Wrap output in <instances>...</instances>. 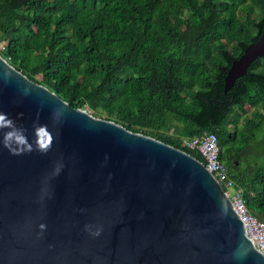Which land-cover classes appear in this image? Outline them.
Returning <instances> with one entry per match:
<instances>
[{"label": "water", "instance_id": "obj_1", "mask_svg": "<svg viewBox=\"0 0 264 264\" xmlns=\"http://www.w3.org/2000/svg\"><path fill=\"white\" fill-rule=\"evenodd\" d=\"M263 55L264 21L223 91ZM0 111L30 142L34 121L53 135L46 154L0 146V264H264L200 159L70 106L1 55Z\"/></svg>", "mask_w": 264, "mask_h": 264}, {"label": "trees", "instance_id": "obj_2", "mask_svg": "<svg viewBox=\"0 0 264 264\" xmlns=\"http://www.w3.org/2000/svg\"><path fill=\"white\" fill-rule=\"evenodd\" d=\"M263 21L264 0H0V55L70 106L119 113L126 129L200 160L179 137L213 133L264 220V55L223 91ZM245 105L260 110L234 138L225 123Z\"/></svg>", "mask_w": 264, "mask_h": 264}, {"label": "built area", "instance_id": "obj_3", "mask_svg": "<svg viewBox=\"0 0 264 264\" xmlns=\"http://www.w3.org/2000/svg\"><path fill=\"white\" fill-rule=\"evenodd\" d=\"M181 146L196 151L205 168L213 175L229 198L232 208L238 215L243 225V230L253 246L264 255V220L252 215L246 205L243 196V188L237 186L233 173L219 158L220 147L216 136L211 132L203 131L196 136H181Z\"/></svg>", "mask_w": 264, "mask_h": 264}, {"label": "clouds", "instance_id": "obj_4", "mask_svg": "<svg viewBox=\"0 0 264 264\" xmlns=\"http://www.w3.org/2000/svg\"><path fill=\"white\" fill-rule=\"evenodd\" d=\"M29 89H24V95L29 94ZM62 111H54V119L59 120ZM7 131H4V130ZM32 135L34 139L30 142L27 136V129L18 125L7 113L0 111V146L7 149L11 155H23L38 150L46 154L51 150L53 135L45 124L34 121L32 124ZM62 165H57L54 174L58 175ZM41 229L45 226L40 225ZM99 235V231L93 233Z\"/></svg>", "mask_w": 264, "mask_h": 264}, {"label": "rangeland", "instance_id": "obj_5", "mask_svg": "<svg viewBox=\"0 0 264 264\" xmlns=\"http://www.w3.org/2000/svg\"><path fill=\"white\" fill-rule=\"evenodd\" d=\"M5 43H6L5 40H3V39L0 40V51L2 50ZM35 79L37 80L36 82L42 84L40 82L42 79L40 74H37L35 76ZM81 108L85 109L86 111H88L90 114H92L95 117L111 120V121H114V122L119 123V124L121 123V117H120L119 113H115L113 115H110L104 111H101L100 109H96V110L88 109L86 105L81 106ZM259 110H260L259 106L248 107L246 105L242 106V107L232 108V110H231L232 111L231 112V119L232 120L231 121H235V123L228 122L229 120L225 123V125L229 128V130L231 132V136L234 138L240 137L245 120H247L249 118H255V113ZM175 124L179 125L177 123H175ZM167 134L170 136H176V135H174L172 130H169L167 132ZM237 164H238V162H237Z\"/></svg>", "mask_w": 264, "mask_h": 264}]
</instances>
